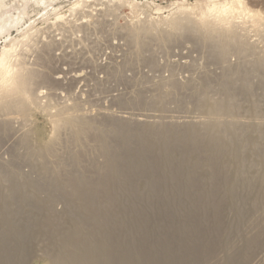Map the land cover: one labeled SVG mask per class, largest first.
Listing matches in <instances>:
<instances>
[{"label": "rangeland", "instance_id": "1", "mask_svg": "<svg viewBox=\"0 0 264 264\" xmlns=\"http://www.w3.org/2000/svg\"><path fill=\"white\" fill-rule=\"evenodd\" d=\"M225 3H234V9L222 11ZM101 20L113 25L106 23L108 27L105 28L104 25H99ZM144 20H147L149 32H146V38L154 35L150 36L152 40L149 39V42L152 45L148 48L153 59L151 66L145 62L147 56L142 55L143 48L137 42L140 41L137 39L139 31L137 36L132 31L140 28L138 25ZM231 20L234 32L247 45L245 57L250 66V91L245 92L244 96L240 89L241 94L234 101L237 108L225 109L229 112L208 115L209 112L197 106L193 96L188 95L179 97L176 104H173L169 96L171 83L168 78L171 75L177 80L179 76L176 74L181 69L177 66L176 72L172 74L169 70L171 64H163V60L169 57L179 61L184 46L191 50L189 64H198V69L207 72L206 77H221L226 72L237 70L241 79L240 56L244 55H237L236 49L230 47L220 56L211 57L208 54V57L203 55L208 48L202 44L205 41L200 39L204 30L210 34H213L212 30L215 28L229 26L228 29L231 30ZM182 24L189 26L184 33L186 38L182 33L179 36L176 31V27ZM256 30L260 33H256ZM165 34H171V37L178 35V39L184 40V43L178 41V44L169 49ZM259 34L264 37V0H0V80L4 69L8 71L7 76L13 75L15 80L29 71L35 73L30 79L34 85L32 96L23 94L18 98L23 106L21 110L1 111L0 104V116L10 117L6 128L0 130V202L10 200L7 190L32 184L33 180L38 187L44 189L43 193L39 192L34 199L17 200L22 209L32 212L31 216L49 214L48 209H43L40 205L44 199H48L50 206L55 201L58 211H63L68 204L69 214L103 216V224L97 227L105 228L98 233L103 238L110 236L112 248L116 252L120 250L121 236L125 237V250L128 248L129 253L132 248L130 262L127 260L126 264H139L141 256L145 260L156 259V251L152 250L155 248L149 246L147 236L156 234V206L171 204L167 192L174 185L173 179L168 176L166 166L169 165L163 163V160L171 158L170 165L175 163V168L184 170L187 165L195 164V159H203L204 155L211 156L213 153L210 151L211 146L196 143V137L187 134L185 127L224 121L246 124V127L253 130L256 128L254 125L264 123V87L261 88L256 80V61L264 56V41L261 42L264 39H259ZM139 50H142L141 54ZM195 69L190 65L187 67V71L192 73L193 82H201L204 75ZM182 79L177 81L191 82V79ZM214 81L217 85L219 82L224 83L223 78L219 77ZM139 83L143 86L145 84L146 90H149L150 94L146 98L137 96ZM18 86L23 87L17 84L11 87L16 89ZM117 99L125 102L129 99L130 104L127 102L121 106ZM256 100L260 103L262 112L254 111ZM89 110L93 111V116L99 115L96 110H116L118 115L127 117L131 122L111 115L99 116L107 117L103 118L106 121L142 126L80 128L76 125L81 122L73 115L65 116L67 113L91 114ZM69 117L74 121L68 122ZM82 122L87 121L82 119ZM159 123L163 124L160 128ZM170 126L173 129L182 127L178 133L169 136H147L141 130L156 127L158 133L159 129H169ZM13 138L15 140L11 143ZM238 139L245 140L242 137ZM7 142L11 144L8 145ZM43 153L45 155L41 158L39 154ZM64 155L72 159L62 160L63 163L58 157ZM77 156L81 158L75 161ZM42 165H49V170L64 172L63 170L68 169L76 172L74 175L58 178L59 184L54 182L57 178L50 174L26 176L32 170H42ZM200 165L201 169L196 170V173L202 175L207 170H210L207 173L213 171L218 177L214 179L217 182H212L224 194L227 184H221L219 180L225 170L217 167H214L215 170L211 169L201 160ZM196 178L200 182L195 196L202 199H198L195 204L201 205L205 202L203 190L212 183L208 185L201 176ZM117 186L123 189L122 201L119 200L120 190H117ZM56 219L60 224L65 221L61 217ZM86 225L96 226L91 223ZM57 228L58 226L50 228L46 225L47 243L53 240ZM141 244L143 247L139 249ZM29 264L46 262H38L33 258Z\"/></svg>", "mask_w": 264, "mask_h": 264}, {"label": "bare ground", "instance_id": "2", "mask_svg": "<svg viewBox=\"0 0 264 264\" xmlns=\"http://www.w3.org/2000/svg\"><path fill=\"white\" fill-rule=\"evenodd\" d=\"M234 7V3H225V5L222 6V11L229 12L233 10ZM99 20L100 19H98V21ZM146 21L147 20L142 21L139 25L136 23L140 28H134L135 30L132 31L133 33L135 32V35L139 31V35L137 34L138 36H136L138 37L137 39L140 41L137 42L139 46L143 48L142 55H144V57H148H146L145 62L151 66L153 59L151 55H149L150 51L148 48H151L150 45H152V43H150V40L152 39L150 36L153 34L149 35V38H146V32L149 33L147 31L148 27L146 25ZM226 22H228V20ZM232 22L233 20H231V25ZM106 23L111 26L113 25L102 20L100 21L99 25H104V27H108ZM224 24L226 25V23ZM228 27L219 29L215 28V30H212L213 34H210L206 30L203 31V34H201L200 39L201 41L202 39L205 41L202 44H205V46L208 48V50L206 49V51H204L206 53H204L203 55L208 56V54H210L211 57H213V55L220 56L224 53L225 50H228L230 47L236 49L237 55H244L240 56V65L242 66L241 79L238 75V71L233 70L231 72H226L225 74H223L224 77H222L223 75H221V77L219 75L216 76L219 78H223L224 80V83L219 82L217 85V83L214 81V79L216 78L215 76L206 77V71L204 72L198 69V64H189L188 62V66L190 65V67L196 68L197 70H199V72L201 71V73H203L202 75H204V78L201 79V82L195 81L197 83H194L193 79H191L192 73H189L190 71H192L191 69L188 72L190 75L191 82L188 83L179 82L180 77L177 78V80H179L177 81L170 75V78H168L169 82L171 83V86H169L171 90L169 92V96L171 97V101L173 102V104H176L179 97H187L188 95L193 96L192 98L197 104V106L208 111V115L214 113L229 112L225 109L237 108L234 104V101L238 100L237 96H239L241 92L245 96L246 94L244 93H248V91H250V66L245 57L247 45L245 42H243L241 36L239 37V35L234 32V29L232 28L233 25L231 26L232 32L228 29ZM188 28L189 26L186 27L185 24H182L176 27V31L178 32V35L179 33H182L181 35L185 36L184 33H186L185 31ZM193 29L194 28L192 27V31H194ZM257 32L260 33L259 30H256V33ZM170 35L165 34V37L168 38L167 47L169 49L173 48L176 44H178V41H181L178 39V35L177 37H171ZM136 36L134 38H136ZM259 37L257 36L256 38L261 39L263 35H260ZM252 38L254 39V37ZM156 39L158 40L157 37ZM183 41L184 40H182L181 42ZM262 41L264 40L261 39V42ZM185 42L187 41L185 40ZM170 44H172V46H170ZM147 49L148 51H146ZM139 51V54H141L142 50ZM165 51L167 52V50ZM169 70L172 74H174L177 70V66L170 65ZM3 71L5 72L4 74H1L0 80V104L2 107L1 111L11 112L14 110H21L23 106L18 101V98L23 94H26L27 96H30L32 94V89L34 85H32L30 79L34 77L33 74L35 73L29 71L28 73H26L25 76H23L22 74V77L19 78L18 76L15 80L13 75L12 77L7 76V70L4 69ZM180 72L176 75L180 76ZM113 73L116 74L117 72ZM40 75L41 74H39L38 77H40ZM204 79L212 80L205 81ZM256 80H258L257 83H259L258 85L261 88L264 87V56L262 59H258L256 61ZM14 84L22 85L23 87L18 86V88H16V93L15 87H11L14 86ZM141 84L139 83L140 87L136 86L137 89L139 88L137 90L138 95H136L146 98L147 95L150 94L149 90H146L145 84L144 86ZM129 99H126L128 100V104H130ZM117 100V103H119L121 106L126 105L127 103L122 99ZM98 110H96V114H99L101 116L111 115L115 118H122L125 119V121H128V119H126L127 117L118 115L119 113L116 112V110L118 109H116L115 112ZM89 111V113L91 114H80L81 112H75L76 114L67 113L65 114V116L73 115L76 120H79L81 122V124H79L78 122V125H76V127L80 128H117L121 126H127L130 128L137 125L142 126L136 123H124L121 121L117 122L114 120L106 121L103 118L107 117H100L99 115L93 116V111ZM254 111L256 113L262 112V107L258 100H256ZM123 115L125 116V113H123ZM0 117V120L3 121H0L1 130V128H6V123L10 120V117L8 115ZM69 118L70 119L68 120V122L70 120L72 122L74 121L72 117ZM82 119L87 122L83 123L84 121L82 122ZM161 124L162 123H159L158 128L163 126V124ZM204 124L198 126L188 125L187 127H185V132L192 137H196V140H194L196 143H202L211 146L210 151L213 152L211 156L204 155L203 159H195L196 163L189 166L187 165L184 170H181L177 167L175 168V163L170 165L172 161L171 158L163 160V163L169 165L166 166L167 170H169L168 176L173 179L172 181H174L173 187L170 191L167 192L168 195L166 193L164 194L167 195V198L169 199L171 204L156 206V234L150 233L151 235L147 236L149 240V246L155 248L152 250L153 252L156 251V259L152 258L151 260H145L141 256V262L139 264H264V123L261 122L257 125H254L257 129L255 128L253 130L246 127V124L239 125L233 122L220 121L217 123L213 121L205 125ZM179 127L181 128L182 126ZM179 129H173L172 126H170L169 129H159L158 133L156 132V127L141 130H143V134L147 136H169L173 133H178ZM134 132L139 131H133V133ZM239 137L245 138V140H239ZM14 140L15 139L13 138L11 143H13ZM11 143L7 142L8 145H10ZM4 150L5 149H3V152ZM44 155L45 153L39 154L41 158H43ZM80 158L81 156H77L74 160L76 161ZM58 159L61 161H69L72 158L67 155H64L58 157ZM200 160L205 161L206 165L211 169L217 167L219 168V170H225L223 176H220L222 179H218L221 184H227V186L225 185L226 191L224 194L222 193L220 188L214 186L215 183L212 182H217V179L214 180L217 174L215 176V173L213 171L212 173H207L210 170H207V172H203L204 174L202 175H198V173H196V170L201 169L200 166L203 164L202 162L200 165ZM60 164L62 163L60 162ZM49 169V165H42V170H32L28 172L26 176H45L47 174H50V176H52L53 178H57L54 180V182L56 184H59L60 181H58V178H61V176H71L74 175L76 172L75 170L68 169L63 170L64 172ZM3 176L5 177V175ZM26 176L24 175V177ZM198 176L204 178L208 185L212 183L207 187L204 186L205 188L203 191L205 194V202L201 205L195 204L198 199H202L198 196H195V194L199 191L197 184L200 182V180L199 182H197L196 178ZM12 180H10L11 184L13 183ZM31 182L32 184H24L22 186L20 185L17 189L7 190L9 194L8 197L10 198V200H3L0 202V264H29L33 258H35L38 262L44 261L46 262V264H126L127 260L128 262H130L133 251L132 248H130L129 253L128 248L125 250L124 236H121L120 250L116 252L112 248L111 238H109L110 236L107 235L106 238H103L98 233L105 228V226H102L101 228L97 227L98 225L103 224L104 221H101L103 216L94 214H79L76 216L73 214H69L68 204L64 206L63 211H58L59 208H57L55 205L57 203H55L54 201L53 206H50L48 205V199H44V202L40 205L43 209L47 208V213L49 214L41 216L33 214L31 216V211L22 209V206L18 204L17 200L26 201L34 199L38 197L39 192L42 194L44 191V189L38 187V185L33 180H31ZM75 190L78 191V189ZM117 190H120L119 200L122 201L123 189L121 188V186H117ZM200 192H202V190ZM25 207H29V205H25ZM58 217L64 218L65 221L60 224L59 222H57L56 219ZM107 218L108 217L106 216V221ZM87 221L96 226L88 227L86 224L90 223H88ZM64 223L66 224V226H64ZM46 225L50 228L51 226H58L57 232L56 234H54L55 237L50 243L46 242V240L48 239V236L46 235ZM142 247L143 244L140 245L139 249H142ZM37 251L38 253H36Z\"/></svg>", "mask_w": 264, "mask_h": 264}, {"label": "built area", "instance_id": "3", "mask_svg": "<svg viewBox=\"0 0 264 264\" xmlns=\"http://www.w3.org/2000/svg\"><path fill=\"white\" fill-rule=\"evenodd\" d=\"M180 55H181V59L179 61H176L174 59H169V57H166L163 60V64H166V65L171 64V65L178 66L181 69V72L184 73V74H180V76H179L180 79L183 80L182 78H184V79L190 80V75L187 71V66H188V62L190 59V55H191L190 48H188L187 46H184L181 50ZM166 77H168V76H166Z\"/></svg>", "mask_w": 264, "mask_h": 264}]
</instances>
